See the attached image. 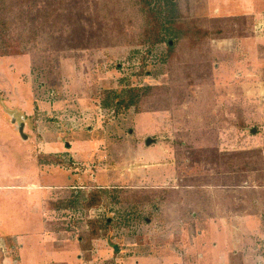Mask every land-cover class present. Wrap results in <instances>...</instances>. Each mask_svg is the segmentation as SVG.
Returning a JSON list of instances; mask_svg holds the SVG:
<instances>
[{"label": "rangeland", "instance_id": "374dc122", "mask_svg": "<svg viewBox=\"0 0 264 264\" xmlns=\"http://www.w3.org/2000/svg\"><path fill=\"white\" fill-rule=\"evenodd\" d=\"M117 10L119 40L0 57V264H264V0H179L195 26L245 18L198 49L165 21L140 45Z\"/></svg>", "mask_w": 264, "mask_h": 264}, {"label": "trees", "instance_id": "16d2710c", "mask_svg": "<svg viewBox=\"0 0 264 264\" xmlns=\"http://www.w3.org/2000/svg\"><path fill=\"white\" fill-rule=\"evenodd\" d=\"M125 1L133 5L135 9H139L142 24L140 25V32L137 34L140 39L138 44L147 45L149 48H153L163 41L162 21H165L169 28L174 29L177 37H180V41H186L191 49H198L202 44H207L209 40L234 37L237 29L236 24L245 19L240 17L215 18L213 27H209L207 21L203 26H195L184 22L182 19L179 0ZM120 2L123 0H0V57L22 56L29 52V49L38 48L47 40L55 46L62 44L80 45L85 43L87 39L91 42L94 34L101 37L100 41L104 39L108 42L113 39L119 40L126 35L124 21L117 15ZM165 10L170 12L169 17L165 15L161 17L160 13L165 12ZM173 14L174 17H172ZM126 21L130 22L129 19ZM211 22L213 21H210V24ZM69 24L76 26L86 37L77 38L78 33L72 31L63 33V29ZM243 24L244 21H242L241 26ZM82 38L84 40L79 41ZM167 46L169 49V42ZM82 47L84 48V46ZM128 94H137V91L130 90ZM127 104L126 107L132 103L127 102ZM201 150L204 154L206 151H211L208 148ZM259 152L261 153V151ZM239 154L226 155L230 160L238 162L236 155ZM195 159L193 156L190 160L194 162ZM233 161L230 163L233 164ZM236 170L237 168L231 171H235V179L238 178V170ZM199 187L208 186L200 185ZM102 198L103 192L96 188L93 189L88 195L85 207L91 208L101 205ZM104 223L105 225L108 224L106 220ZM98 237L96 228L79 242V248L87 263L89 257L86 253L90 249V241Z\"/></svg>", "mask_w": 264, "mask_h": 264}, {"label": "water", "instance_id": "95a60500", "mask_svg": "<svg viewBox=\"0 0 264 264\" xmlns=\"http://www.w3.org/2000/svg\"><path fill=\"white\" fill-rule=\"evenodd\" d=\"M14 123V121H13ZM23 127H24V124L23 122L17 124L16 126V130H18L19 134L21 135L22 139H26V136L23 135ZM252 133H254V130L251 131ZM155 140L154 139H147L146 140V146H149L151 143H154Z\"/></svg>", "mask_w": 264, "mask_h": 264}, {"label": "crops", "instance_id": "0c3cea01", "mask_svg": "<svg viewBox=\"0 0 264 264\" xmlns=\"http://www.w3.org/2000/svg\"><path fill=\"white\" fill-rule=\"evenodd\" d=\"M23 129H24V127H23ZM16 186H18V187H19V188H17V189H22V188H24V189H25V188H26V186H27V187H28V186L30 187L31 185H30V184H28V185H22L21 183H19V184H18V185H16ZM234 217H237V216H234ZM214 221H217V220H213V222H214ZM0 241H1V240H0ZM77 259L79 260V263H80V261H81V260H80V258H79V254H77Z\"/></svg>", "mask_w": 264, "mask_h": 264}]
</instances>
